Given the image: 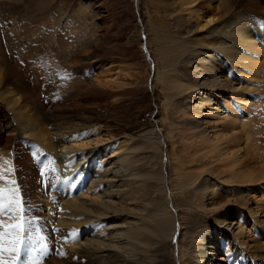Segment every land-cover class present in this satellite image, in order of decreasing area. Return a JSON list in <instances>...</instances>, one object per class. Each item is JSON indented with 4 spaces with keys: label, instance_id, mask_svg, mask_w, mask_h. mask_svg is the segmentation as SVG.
I'll use <instances>...</instances> for the list:
<instances>
[{
    "label": "rangeland",
    "instance_id": "rangeland-1",
    "mask_svg": "<svg viewBox=\"0 0 264 264\" xmlns=\"http://www.w3.org/2000/svg\"><path fill=\"white\" fill-rule=\"evenodd\" d=\"M225 6H230L228 11L223 10ZM245 12L263 24V33L264 0H0V102L8 100L12 105H6L8 110L21 112L15 125L28 131L27 138L19 136L14 122L0 107V162L10 154L15 161L22 178V205L32 228H37L40 205L32 196L44 190L41 186L49 175L54 178L58 174L48 151L76 142L114 153V163L131 159L138 165L140 160L143 168L153 171L163 166L168 192L174 188L176 193L172 205L191 231L207 228L213 215L188 206L191 197L181 195L179 183L191 185L201 173L205 179L209 169L221 174L218 180L223 185L219 187L225 190H218L215 202L222 206L230 200L231 208L244 196L238 206L247 213L242 222L249 234L246 244L261 242L264 246V179L256 175L251 182L241 178L230 182L233 177L225 173L243 169L256 174L264 168L261 41L254 34L258 51L245 50L253 66L236 67L248 92L243 93L248 95L246 105H235L225 97L215 114L204 119L205 127L197 125L201 119L190 112L185 98L186 87L191 85L185 60L210 46L218 23ZM209 18L215 21L204 26ZM28 150L38 159L50 160L34 165ZM118 174L123 177L122 170ZM208 182L209 189L218 184L210 177ZM196 183L185 185L189 196L192 187L198 191ZM72 192L63 200L74 199L76 194H103L101 185L90 189L87 182L79 193ZM156 197L159 200L160 193ZM38 229L42 237L33 241L32 261L54 264L71 255L66 264H93L91 256L67 251L64 244L70 242L58 243L52 233L47 236ZM237 239L238 251L233 242L227 244L235 257L236 252L239 255L231 264H264V258L257 260L252 252L258 247L247 250ZM41 244L46 245L43 250ZM142 259L143 264H180L183 260L174 238L151 234Z\"/></svg>",
    "mask_w": 264,
    "mask_h": 264
},
{
    "label": "bare ground",
    "instance_id": "bare-ground-1",
    "mask_svg": "<svg viewBox=\"0 0 264 264\" xmlns=\"http://www.w3.org/2000/svg\"><path fill=\"white\" fill-rule=\"evenodd\" d=\"M225 7L223 10L226 9V11L230 8V6ZM225 14L224 16L228 12ZM214 21L209 18L204 26ZM262 25L251 15L247 16V13H234L230 18L217 24L218 33L213 37L210 46H204L205 48L196 51L197 53L194 51L193 56L195 57L189 56L185 60L191 75V85L186 87L188 96L185 98L190 112L195 113L201 119L196 122L197 125L205 126L207 120L204 121V119L212 117L221 101L227 96L232 99L235 105L237 103L246 105L247 100L244 99L248 95L244 96L243 93L248 92H245L246 86L241 83L244 82L242 81L243 77H240L242 72H236V67L237 64H240L243 69L248 67L250 69L251 65L253 66L252 58L247 56V51H258V48L255 49L257 41L254 38V32L259 33L264 40V32L261 33ZM245 50L247 51L245 52ZM1 79L2 75H0V82ZM6 105L12 107L8 100L6 104L4 101L0 102L2 112L15 125L17 123L15 118L19 121L21 112L13 111V113L7 109ZM203 111H208V113L203 115ZM15 127L19 136L27 138L28 131L27 133L24 131L26 130L24 126L15 125ZM88 147H90L89 144L70 142L48 151L58 174L54 171L56 177L54 175V178H50L51 175H49L50 177L46 176L49 179L46 183L44 182L45 185L43 183L41 186L44 190L32 196L33 201L40 203L37 207L39 217L37 228H32L27 211L22 205L24 198L23 191H20L22 178L19 171L16 170L13 157L10 158V154L4 162H0V192L4 194L0 202H7V195L10 197L13 189L18 190V198L24 209L21 215L30 221L26 224L25 245L21 246L20 259L13 261L12 255L5 254L4 259L8 261V264H25V262L26 264H38L39 260L32 261L31 253L29 254L27 249L32 247L34 240L42 237L37 231L39 227L47 236H51L52 233L58 243L62 241L71 243L72 241L71 244L62 242L64 248L67 251L78 250V254L91 256L93 264H143L142 256L146 253L148 235L150 234L154 237L157 235L168 239L174 238L177 251L183 258L180 264H231L230 261L233 258L236 259V263L235 251L227 244L237 238L244 244L242 247L247 250L258 247L257 252L252 251L256 259L264 258V246L261 242L260 244H246L245 238L249 237V234L242 222L247 213L242 205L238 206L244 196H239L231 208L230 200L223 201V207L221 204L219 205L220 201L215 202V196L220 195L218 190L220 192L225 190L222 186L219 187V185H223L218 180L221 174L209 169L208 173L203 172L206 176L209 174L205 178L206 180L203 179L202 173L196 174V178L191 180V185L185 184L193 186L198 180L196 183L198 186H195L199 189L194 191L192 187L193 191L191 190L190 196L185 190L183 181L179 183L181 195L184 198L191 197V201H187L188 206L196 207V209L213 215L214 221L211 225H207V228L200 226L201 228L191 231L192 229L188 230L183 225L181 213L179 214L177 208L175 209L172 205L174 198L176 199V193L173 187L168 192L165 179L166 171L163 166H160L157 171H153L148 167L143 168L140 160H138V165H134L131 159L114 163V161L112 162L114 153L109 154L107 150ZM137 148H134L133 151L138 150ZM121 170L122 178L119 177L120 173L118 174ZM212 171L215 173L210 174ZM225 173L233 177L229 180L230 182L240 178L251 182L256 175L264 179V168H261L256 174L251 171L245 172L243 169L241 172L232 169L229 173ZM180 175L182 176V173ZM209 177L218 183L213 186L217 189L216 193L212 192L213 187L209 189V185H207ZM179 178L182 179L180 176ZM86 182L90 189L101 185L103 194L96 197L76 194L74 199L63 200L64 196L71 191L74 194L79 193ZM211 183L214 182L211 181ZM65 189L67 190L65 191ZM157 192L160 193L159 200L156 197ZM54 199H58L59 202H54ZM246 200L249 199L246 198ZM217 204L218 208H215ZM234 206L236 209H232ZM12 215L14 213L6 209L0 211V226L13 223L14 221L10 220ZM4 230V227H0V232ZM228 237L232 240L229 241ZM4 239L9 238L5 237ZM70 257L71 255H67L65 259L68 260ZM66 260L54 264H66Z\"/></svg>",
    "mask_w": 264,
    "mask_h": 264
},
{
    "label": "snow or ice",
    "instance_id": "snow-or-ice-1",
    "mask_svg": "<svg viewBox=\"0 0 264 264\" xmlns=\"http://www.w3.org/2000/svg\"><path fill=\"white\" fill-rule=\"evenodd\" d=\"M13 183L15 182L13 181ZM3 196L4 194L0 192V199ZM5 209L14 213L10 217V220L14 222L0 226L5 228L3 232H0V264H8V261L4 259L5 254L12 255L13 261L20 259L21 246L25 245L24 233L26 231V224L30 223L25 216L21 215L24 209L21 207V201L18 198V190H12V195L7 197V202H0V211ZM5 237L9 239L5 240ZM40 247L43 250L46 245L41 244ZM27 251L30 254L35 249L29 247Z\"/></svg>",
    "mask_w": 264,
    "mask_h": 264
}]
</instances>
